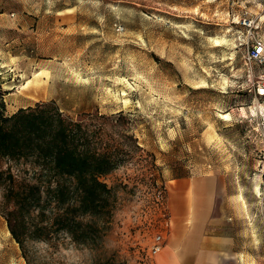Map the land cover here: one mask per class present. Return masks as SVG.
<instances>
[{"label": "rangeland", "instance_id": "374dc122", "mask_svg": "<svg viewBox=\"0 0 264 264\" xmlns=\"http://www.w3.org/2000/svg\"><path fill=\"white\" fill-rule=\"evenodd\" d=\"M251 29L264 32V0H0V111L53 101L118 163L101 178L112 213L97 219L90 245L53 224L48 169L1 158L0 264H155L170 180L194 175L219 178L217 211L238 238L239 264H264V108L254 90L261 67L245 59ZM26 184L39 187L46 215L26 216L33 236L23 250L3 211L14 208L7 188Z\"/></svg>", "mask_w": 264, "mask_h": 264}, {"label": "trees", "instance_id": "16d2710c", "mask_svg": "<svg viewBox=\"0 0 264 264\" xmlns=\"http://www.w3.org/2000/svg\"><path fill=\"white\" fill-rule=\"evenodd\" d=\"M94 134L65 117L53 101L11 115L0 111V159H27L48 169L56 178L52 193L59 206L51 216L53 224L61 225L74 241L90 245L97 243L103 229L97 219L106 222L112 213L113 191L101 178L118 165L111 150L97 146ZM4 199L14 207L3 211L9 230L24 250L26 237L33 236L27 231L26 216L36 209L46 215L39 187L11 185Z\"/></svg>", "mask_w": 264, "mask_h": 264}, {"label": "crops", "instance_id": "0c3cea01", "mask_svg": "<svg viewBox=\"0 0 264 264\" xmlns=\"http://www.w3.org/2000/svg\"><path fill=\"white\" fill-rule=\"evenodd\" d=\"M170 182L169 227L155 264H239L238 238L217 211L219 178L194 175Z\"/></svg>", "mask_w": 264, "mask_h": 264}, {"label": "built area", "instance_id": "2783aa9c", "mask_svg": "<svg viewBox=\"0 0 264 264\" xmlns=\"http://www.w3.org/2000/svg\"><path fill=\"white\" fill-rule=\"evenodd\" d=\"M244 21L250 28H254L257 25L256 19L250 20L248 18H244ZM255 29H257V26L255 27ZM245 59L247 60V62L257 63L261 67V71L254 82V90L256 97L259 101H261L264 108V32L252 31V29L250 30L246 41ZM163 242L164 236H157L156 244L153 246L154 254L161 249Z\"/></svg>", "mask_w": 264, "mask_h": 264}]
</instances>
